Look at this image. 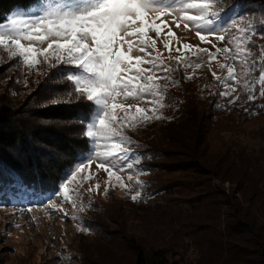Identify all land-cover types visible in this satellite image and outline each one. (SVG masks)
Here are the masks:
<instances>
[{
  "label": "trees",
  "instance_id": "1",
  "mask_svg": "<svg viewBox=\"0 0 264 264\" xmlns=\"http://www.w3.org/2000/svg\"><path fill=\"white\" fill-rule=\"evenodd\" d=\"M50 1L0 0V26L17 10L30 13ZM216 6L225 22L230 16L247 18L252 33L264 42V35L256 34L264 33V0H221ZM251 48L257 56L264 53L257 42ZM62 69L56 79L52 70L33 69L26 84L19 75L11 86L22 94L0 87V193L10 196L25 189L27 198L46 197L89 148V140L71 125L84 126L95 112L89 111L90 102L73 100L76 94L66 80L70 68ZM170 75L163 88V119L154 125L159 126L147 125L139 136L128 135L140 145L131 149L140 156L131 171L144 173L143 193L136 201H126L123 207L129 210L115 214L111 227L100 224V233L88 219L87 227L101 243L82 245L78 260L264 264L260 84L252 93L254 101L231 103L210 71L195 73L191 80L183 69ZM64 80L69 87L62 85Z\"/></svg>",
  "mask_w": 264,
  "mask_h": 264
},
{
  "label": "snow or ice",
  "instance_id": "2",
  "mask_svg": "<svg viewBox=\"0 0 264 264\" xmlns=\"http://www.w3.org/2000/svg\"><path fill=\"white\" fill-rule=\"evenodd\" d=\"M220 2L221 0H75L73 5L70 0L67 5L52 6L42 16L28 19L15 16L10 21L9 30L0 29V46L7 47L12 56L25 65L38 64V55H43L45 62L50 57L55 61L52 67L62 64L75 68L76 71L66 73V80L71 82L72 91L76 94L72 98L90 102L89 111L95 112L92 119L84 120L83 135L89 138L92 146L85 150L84 158L74 164L59 186L65 202L68 201V184L75 179L77 173L97 162V158V168L108 174V184L113 185L115 181L120 182V187H125L121 174L140 163V156L131 151L140 145L125 135L124 130L143 126L152 119H163L159 115L150 114L157 105L163 106L159 97L164 93L157 84L161 79L157 73L164 72L163 78L166 79L175 70L165 63V59L179 60L171 56V42L176 40L179 43L182 38H177L176 33L169 28L163 45L169 56L162 58L156 42L163 28L168 25L164 21L156 23L161 20L160 14L175 13L173 23L177 29L181 23L185 29L194 25L199 40L215 47L209 37L214 36L216 41H224L229 29L240 23L239 16H230L226 22L223 20L222 9L216 6ZM222 2L227 3L228 0ZM240 31L244 32L245 29L241 28ZM149 32H154L156 38L151 37ZM256 34L264 35L259 32ZM22 40H27L28 46ZM46 41L50 42L42 51L32 46ZM182 48L194 49L198 60L201 55L207 56L209 68L217 53L224 54L225 63L220 67L226 69L229 83L224 85L225 90L221 93L223 96L235 91L232 84L236 82L237 73L233 62L243 64L251 55L250 51L234 52L229 47L218 48L215 53L209 48L188 43H183ZM134 51L140 55H133ZM176 51H181V48H176ZM238 56L242 59L238 60ZM143 65L147 67H142ZM184 66H193V62L186 60ZM194 66L199 68L202 65L197 62ZM253 69L261 73L259 94L264 96V63L254 60L248 71ZM212 76L223 84L221 76H217L215 72ZM186 79L191 80L192 77ZM255 98L250 96L249 101H254ZM56 102L53 100V103ZM141 102L151 104L153 108L141 107ZM133 112L138 115H131ZM101 139L106 149L103 153L97 150ZM129 179L131 180V176ZM99 187L97 184L96 189ZM138 196L139 193L131 199L136 201Z\"/></svg>",
  "mask_w": 264,
  "mask_h": 264
},
{
  "label": "rangeland",
  "instance_id": "3",
  "mask_svg": "<svg viewBox=\"0 0 264 264\" xmlns=\"http://www.w3.org/2000/svg\"><path fill=\"white\" fill-rule=\"evenodd\" d=\"M69 3L70 0H51L42 9L31 11L30 13L17 10L7 23L0 26V29L9 30L11 27L10 21L15 16H21L24 19L42 16L54 5L64 6ZM71 3L74 5L75 0H71ZM160 15L161 20H157L156 23L164 21L168 25V27L163 28L156 42V47L161 51L162 58L169 56L168 50L163 47L169 28L176 33L177 38H182L179 43L176 40L171 42L173 49L171 56L179 58V60L165 59V63L170 68H174V71L183 69L188 77H193L195 73H201L202 71H210L211 74L215 72L217 76H221L223 84L221 81L219 82L224 91V85L229 83L227 81L226 69L220 67L221 64L225 63L224 54L217 53L216 59L210 62L209 68L207 56L201 55V59L198 60L197 55L194 54V49L184 50L182 44L188 43L200 48H209L214 53L217 52L218 48L225 47L231 48L234 52L242 53L250 51L251 55L247 57L245 63L233 62L237 73L236 82L232 84L235 91L226 97L232 103L252 96L255 86L260 82L261 73L256 69L249 72L248 69L252 67L254 60L264 61V53L257 56L253 48H251V43H259V50L263 51L264 42L252 33L247 18L240 17V23L234 28L229 29V32L225 34L224 41H216L214 36L209 37L215 44V47H212L199 40L194 25L190 29H185L183 23H181L180 28L177 29L173 23L175 13ZM152 19H155V17H152ZM241 28H244L245 31L241 32ZM149 35L154 39L156 38L154 32H149ZM21 42L25 46L29 44L27 40H22ZM48 42L50 41H46L44 44L34 43L32 46L42 51L44 48H47ZM176 48H181V51H176ZM133 55H140V53L134 51ZM37 59L40 61L38 64L33 66L25 65L17 57H13L7 47L0 46V67H2L0 70V87L7 90L11 88V90H16L18 94L24 93L22 90L14 89L11 85L17 83L19 75L22 76V81L26 84L32 73L34 75L33 69L38 70L39 67L46 71L52 70V79L60 77L59 75L63 72L62 67L64 65L57 64L55 67H52L55 61L50 57L45 62L43 55H38ZM237 59H242V57L238 56ZM186 60L192 61L193 66L185 68L184 62ZM197 62H200L202 66L196 68L194 64ZM142 67H147V65H143ZM74 71H76L75 68L69 69V72ZM164 75V72L157 73V76L161 77L157 81V84L162 92L166 82L172 76L168 75L164 79ZM62 85L68 86L65 80L62 82ZM64 89L66 90V88ZM30 91L25 90L27 93ZM163 97L164 95L159 97L161 105H163ZM140 106L149 109L153 108V105L144 102H141ZM130 114L138 115L134 112ZM150 114L162 117L164 114L163 106L157 105ZM155 122H158V120L152 119L150 122L135 129L131 127L126 128L124 134L127 136L129 134L139 136L141 133L140 128H146L147 125L149 127L159 126H154ZM71 126L75 131L79 130L83 138L89 140V138L83 135L85 125L72 124ZM98 143L97 150L101 153L106 151L104 141L101 139ZM88 144L90 148L92 146L90 140ZM97 162H94L83 172L77 173L75 179L68 184L67 202H65L59 188L44 198H37L36 195L27 198V190L25 189L17 190L16 193L19 192L18 194L12 193L10 196L0 193V264H82L78 260L80 254H77L82 245L94 248L95 246L98 247L101 243L99 240L98 242L96 241L95 235L91 234V231H82V229H89L87 227L88 219L93 220V222H90L91 226H95L98 233H100L103 230L100 229V224H106L111 227L110 220L115 214H122L129 210V207H123L126 201L137 193H139L138 197L143 193L144 173L126 169L121 174L125 187H120V182L115 181L113 185H109L108 174L102 169L97 168ZM129 176H131V180ZM97 184L100 186L98 190L96 189ZM90 189L91 191H89ZM106 189L107 192L105 191ZM29 208L31 211H27ZM72 217H75V219H71Z\"/></svg>",
  "mask_w": 264,
  "mask_h": 264
},
{
  "label": "bare ground",
  "instance_id": "4",
  "mask_svg": "<svg viewBox=\"0 0 264 264\" xmlns=\"http://www.w3.org/2000/svg\"><path fill=\"white\" fill-rule=\"evenodd\" d=\"M189 68H190V67H189ZM189 68H188V69H189Z\"/></svg>",
  "mask_w": 264,
  "mask_h": 264
}]
</instances>
